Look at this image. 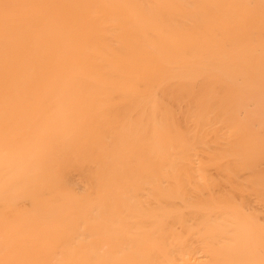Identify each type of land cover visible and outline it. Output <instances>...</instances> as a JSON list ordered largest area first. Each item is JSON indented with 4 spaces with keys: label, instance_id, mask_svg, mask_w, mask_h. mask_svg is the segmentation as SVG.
Listing matches in <instances>:
<instances>
[{
    "label": "bare ground",
    "instance_id": "6f19581e",
    "mask_svg": "<svg viewBox=\"0 0 264 264\" xmlns=\"http://www.w3.org/2000/svg\"><path fill=\"white\" fill-rule=\"evenodd\" d=\"M0 264H264V0H0Z\"/></svg>",
    "mask_w": 264,
    "mask_h": 264
}]
</instances>
